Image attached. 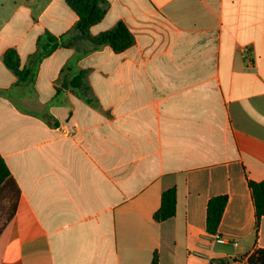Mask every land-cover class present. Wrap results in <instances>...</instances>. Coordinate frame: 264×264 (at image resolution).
I'll use <instances>...</instances> for the list:
<instances>
[{"label": "crops", "instance_id": "obj_1", "mask_svg": "<svg viewBox=\"0 0 264 264\" xmlns=\"http://www.w3.org/2000/svg\"><path fill=\"white\" fill-rule=\"evenodd\" d=\"M106 2L90 35L124 24L120 53L81 38L65 0H0V156L19 190L0 264H248L264 250L248 185L264 181V0ZM47 35L61 45L42 57Z\"/></svg>", "mask_w": 264, "mask_h": 264}, {"label": "trees", "instance_id": "obj_2", "mask_svg": "<svg viewBox=\"0 0 264 264\" xmlns=\"http://www.w3.org/2000/svg\"><path fill=\"white\" fill-rule=\"evenodd\" d=\"M65 2L75 11L79 17L76 24V31L80 37L91 40L95 48L109 45L117 52H123L134 45L135 39L127 27L120 23L114 29L102 33L98 37L90 35V29L100 23L106 13L108 4L106 0H65ZM40 55L42 57L51 55L60 45L58 40L50 35L44 36L38 42ZM5 63L19 77L21 82L33 79L34 71L20 70V62L15 51H9L5 55ZM252 199L255 205L257 228L261 219L264 217V181L248 183ZM0 194H6L9 206V215L7 221L0 230V262L2 258L1 246L6 245L8 233L10 231L15 211L19 200V190L11 177L10 171L0 156ZM227 196H219L211 199L207 209V232L211 236H217L220 222L227 204ZM177 210V192L176 188H170L162 194L161 206L154 214L156 222L161 223L170 220L176 215ZM248 264H264V250L255 251L249 258ZM151 264H159L157 254L154 255Z\"/></svg>", "mask_w": 264, "mask_h": 264}, {"label": "rangeland", "instance_id": "obj_3", "mask_svg": "<svg viewBox=\"0 0 264 264\" xmlns=\"http://www.w3.org/2000/svg\"><path fill=\"white\" fill-rule=\"evenodd\" d=\"M9 206L6 194H0V230L2 229L4 223L7 221L9 215Z\"/></svg>", "mask_w": 264, "mask_h": 264}, {"label": "built area", "instance_id": "obj_4", "mask_svg": "<svg viewBox=\"0 0 264 264\" xmlns=\"http://www.w3.org/2000/svg\"><path fill=\"white\" fill-rule=\"evenodd\" d=\"M218 242H220V243H224V242H225V240H224V239H222V238H218Z\"/></svg>", "mask_w": 264, "mask_h": 264}]
</instances>
